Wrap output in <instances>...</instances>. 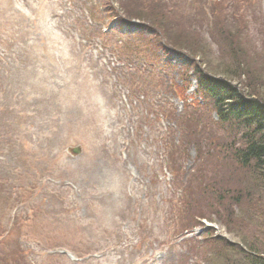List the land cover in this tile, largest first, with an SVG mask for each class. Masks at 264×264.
Wrapping results in <instances>:
<instances>
[{
  "label": "rangeland",
  "instance_id": "obj_1",
  "mask_svg": "<svg viewBox=\"0 0 264 264\" xmlns=\"http://www.w3.org/2000/svg\"><path fill=\"white\" fill-rule=\"evenodd\" d=\"M198 48L207 73L240 63L264 97V0H0V264L264 249L263 185L199 127L217 118Z\"/></svg>",
  "mask_w": 264,
  "mask_h": 264
},
{
  "label": "trees",
  "instance_id": "obj_2",
  "mask_svg": "<svg viewBox=\"0 0 264 264\" xmlns=\"http://www.w3.org/2000/svg\"><path fill=\"white\" fill-rule=\"evenodd\" d=\"M198 50L200 57L192 56L191 72L197 81L202 100L210 103L217 118V122H211L208 128L202 123H199V127L201 130L213 129L224 134L227 142L220 146V150H224L236 165L253 173L260 180L264 191V97L259 94V79L255 77L244 84L242 75L250 77V71L239 69L242 67L240 63L237 65L239 70H233L234 66L222 69L220 77L207 73L202 59L206 55L201 48ZM244 68H248L246 64ZM234 80H238V83L234 84ZM205 112L200 119L204 118ZM232 248L246 264H264V249L250 243L248 239L238 250Z\"/></svg>",
  "mask_w": 264,
  "mask_h": 264
},
{
  "label": "water",
  "instance_id": "obj_3",
  "mask_svg": "<svg viewBox=\"0 0 264 264\" xmlns=\"http://www.w3.org/2000/svg\"><path fill=\"white\" fill-rule=\"evenodd\" d=\"M81 152H82V149L80 147L69 148L67 150V153L72 156H78L81 154Z\"/></svg>",
  "mask_w": 264,
  "mask_h": 264
}]
</instances>
